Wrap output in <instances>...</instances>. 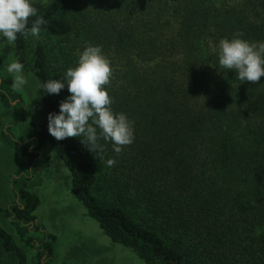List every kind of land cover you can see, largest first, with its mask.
I'll return each instance as SVG.
<instances>
[{
	"label": "trees",
	"instance_id": "obj_1",
	"mask_svg": "<svg viewBox=\"0 0 264 264\" xmlns=\"http://www.w3.org/2000/svg\"><path fill=\"white\" fill-rule=\"evenodd\" d=\"M220 1L38 0L47 21L40 39L18 37L13 47L37 79L40 121L22 126L16 200L3 209L19 239L35 247L37 264L48 263L56 237L40 226V199L25 184L46 143L69 170L86 214L146 264H264V125L244 128L240 121L242 107L258 111L260 104L247 82L216 67L210 47L237 33L249 39L250 32L245 10ZM88 44L101 46L112 63L113 110L134 121L135 141L118 156L105 144V159L117 161L111 168L78 137L56 141L49 134L48 113L69 93L38 87L74 67ZM11 84L10 76L0 82L5 106ZM32 229L42 234L39 244ZM0 264H29L1 225Z\"/></svg>",
	"mask_w": 264,
	"mask_h": 264
},
{
	"label": "rangeland",
	"instance_id": "obj_2",
	"mask_svg": "<svg viewBox=\"0 0 264 264\" xmlns=\"http://www.w3.org/2000/svg\"><path fill=\"white\" fill-rule=\"evenodd\" d=\"M245 10V30L250 32V41L264 40L260 29L264 25V0H221ZM0 82L10 76L5 68L15 61L14 47L6 40H0ZM228 72L233 73L232 70ZM28 83L20 90H13L10 105L0 99V225L11 233L16 242L25 250L29 264H37L35 247L23 243L4 215L15 202L13 182L22 157L18 137L25 122L39 123L37 103V79L32 71L24 70ZM253 100L259 105L258 111L251 105L250 110L242 107L241 126L253 128L264 125V77L257 84L247 82ZM14 144L12 142V140ZM10 140V141H9ZM264 145V144H263ZM43 155L37 158V171L26 181V188L40 199L34 214L40 226L47 233L55 235L52 255L47 264H146L135 253L121 244L111 241L98 223L90 218L81 202L71 191V174L56 154L52 145L46 143L41 149ZM35 163V162H34ZM29 235L36 244L42 239L41 232L32 229Z\"/></svg>",
	"mask_w": 264,
	"mask_h": 264
},
{
	"label": "clouds",
	"instance_id": "obj_3",
	"mask_svg": "<svg viewBox=\"0 0 264 264\" xmlns=\"http://www.w3.org/2000/svg\"><path fill=\"white\" fill-rule=\"evenodd\" d=\"M38 0H0V40L14 46L18 37H41L42 26L47 23L39 15ZM41 6L48 0H39ZM35 17L29 26V18ZM212 51L218 57L219 70H232L241 83L257 84L264 77V40L250 41L237 33L231 38H221ZM5 71L12 76L13 90L22 89L28 80L24 65L19 60L8 64ZM60 79H49L38 85L43 94L59 95L67 87L69 95L59 103V111L49 112L48 132L56 140L78 137L83 146L108 168L117 161L105 159V144L110 143L117 156L124 147L135 141L134 121L126 113L112 108L113 98L108 85L113 76L110 59L99 45H86L78 50L74 67L60 73ZM240 83V84H241ZM103 141L104 143H101Z\"/></svg>",
	"mask_w": 264,
	"mask_h": 264
}]
</instances>
